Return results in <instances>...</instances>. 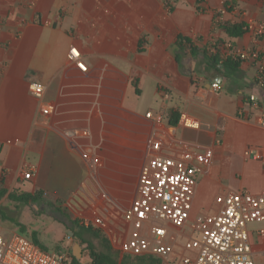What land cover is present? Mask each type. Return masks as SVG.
<instances>
[{
	"label": "crops",
	"instance_id": "crops-1",
	"mask_svg": "<svg viewBox=\"0 0 264 264\" xmlns=\"http://www.w3.org/2000/svg\"><path fill=\"white\" fill-rule=\"evenodd\" d=\"M226 3L264 19V0H0L4 198L15 191L35 195L39 212L52 201L56 209L77 205L82 219L123 246L129 229L122 215L139 197L143 167L156 155L190 152L202 173L188 225L169 226L168 241L180 250L197 217L221 208L218 196L264 191V126L247 103L257 91L256 65L241 62L237 70H225L219 63V72L202 52L183 55L177 46L184 37L209 55L225 43L264 50V40L250 33L228 36L225 28L244 18L236 11L218 17ZM72 48L86 71L70 60ZM189 56L191 74L184 66ZM31 81L44 84L42 100L30 93ZM214 82L222 89L215 90ZM182 114L199 127H184L176 119ZM26 166L30 178L23 177ZM9 201L18 208L19 202ZM45 216L38 213L23 231L30 238L9 226L0 233L35 236L51 251L52 226L65 224L50 225ZM248 230L252 258L264 264V222L250 223Z\"/></svg>",
	"mask_w": 264,
	"mask_h": 264
},
{
	"label": "built area",
	"instance_id": "built-area-1",
	"mask_svg": "<svg viewBox=\"0 0 264 264\" xmlns=\"http://www.w3.org/2000/svg\"><path fill=\"white\" fill-rule=\"evenodd\" d=\"M229 11H236L244 18L241 26L245 32L257 40H264V19L251 18L246 10L233 3H226L218 17ZM210 55L219 56L220 64L233 59L256 65L257 91L249 94L247 103L256 112V121L264 126V50H241L232 43H225L211 48ZM69 58L87 70L77 48L71 49ZM212 87L222 89L220 82L212 83ZM45 90L44 84L38 81L29 83L30 93L38 100L44 98ZM164 97L169 98L168 93ZM41 109L44 114L50 113L48 106L43 105ZM180 123L187 128L199 127L198 121L187 114L180 116ZM23 172V177L30 178V167H24ZM201 173L202 168L193 162L190 152L179 158L164 155L151 158L141 172L139 197L122 215L129 229V238L121 245L126 253L159 259L175 254V245L168 241L169 226L183 229L188 225ZM216 202L221 206L216 214H201L194 221V233L186 241L179 264H256L252 258L248 225L264 222V191L256 195L247 191L220 195ZM93 223L103 225L100 219ZM83 225L91 227L92 220L83 219ZM0 264H73V257L67 249L46 251L21 234L5 236L0 233Z\"/></svg>",
	"mask_w": 264,
	"mask_h": 264
},
{
	"label": "rangeland",
	"instance_id": "rangeland-1",
	"mask_svg": "<svg viewBox=\"0 0 264 264\" xmlns=\"http://www.w3.org/2000/svg\"><path fill=\"white\" fill-rule=\"evenodd\" d=\"M28 163V160H27ZM50 184H54L53 182L50 181ZM55 187V186H54ZM52 201V200H51ZM54 201L49 202L48 204H44V206L40 205V210L42 211H35L34 206L35 203H31L30 205L26 206L23 203L19 202L18 208H15L13 204L8 200V198H4L0 200V227L1 226H9L15 231L23 233V231H28V229L33 226L34 220L37 219V214L42 213L46 214V221L47 223H53L62 220L65 224V229L60 226V225H55L52 226L53 230L51 231V241L46 243L47 248L51 249L52 252H59L61 250H69L70 253L72 254V246L74 242H79L82 251H83V256L79 260L80 264H89L91 263L90 259V254L88 250L89 245H97V240L91 236L88 233H85L83 236V239H77L74 237H69V231H78V228L74 224V221L78 222L79 225L85 227L83 225V219L78 215L77 212V205H70L68 206H63L62 204H56L58 209L55 208ZM18 204V203H17ZM44 209V210H43ZM38 212V213H37ZM47 223H43L44 225ZM18 224L22 225L24 229L22 230L21 227H18ZM94 230H99L102 235H105V232L102 229H97L96 227ZM5 236H7V233H4ZM25 236L29 237L30 236L25 234ZM81 240H83L81 242ZM181 243L182 247L180 250L175 249V254H173L171 257L168 259H159L161 261V264H179V261L181 259V255H183L184 251V246L186 244V241H182ZM58 243V244H56ZM55 244V245H54ZM54 245V246H53Z\"/></svg>",
	"mask_w": 264,
	"mask_h": 264
},
{
	"label": "trees",
	"instance_id": "trees-1",
	"mask_svg": "<svg viewBox=\"0 0 264 264\" xmlns=\"http://www.w3.org/2000/svg\"><path fill=\"white\" fill-rule=\"evenodd\" d=\"M225 29L228 36L233 39L239 38L244 33H246L241 25H230L227 26ZM177 46L179 47V50L182 52L183 55H187L189 53L191 56H194L197 53L202 52L205 59H207L208 64L212 65V67H214L217 71L221 72V69L218 67L220 63L219 56L209 55L207 50L202 51L201 49L197 48L189 38L179 37L177 41ZM176 58L178 61L181 62L182 55L177 54ZM240 64L241 61L227 59L222 63V67L225 70H237ZM179 118L180 116L176 117L177 121ZM177 121L175 123H172L171 125L177 124ZM6 194L7 190L2 185L0 187V200H2ZM8 198L11 201H17L28 206L31 203H35L36 196L29 193H19L18 191H15L12 192ZM74 224L78 228V231H69V237H71L70 232H73L74 236L72 237L80 240L83 239L85 233H88L97 240V245L93 246L91 244L88 246L91 264H161V261L156 259V257H137L126 253L120 244L102 235L99 230H94L93 226L88 228L83 227L79 225L76 221H74ZM18 227H21L22 230L24 229V227L20 224H18ZM83 240H81V242ZM32 241L38 246H40L42 249L46 250L35 236ZM72 257L73 264H80L79 260H77L73 255Z\"/></svg>",
	"mask_w": 264,
	"mask_h": 264
},
{
	"label": "water",
	"instance_id": "water-1",
	"mask_svg": "<svg viewBox=\"0 0 264 264\" xmlns=\"http://www.w3.org/2000/svg\"><path fill=\"white\" fill-rule=\"evenodd\" d=\"M192 58L189 56L184 60V66L186 67L189 74L192 73ZM70 236H74L73 232H70ZM72 255L77 259L80 260L83 256L82 247L79 242H74L72 246Z\"/></svg>",
	"mask_w": 264,
	"mask_h": 264
}]
</instances>
